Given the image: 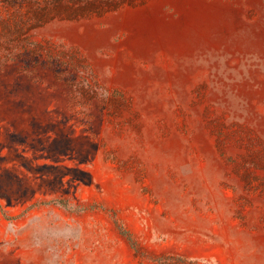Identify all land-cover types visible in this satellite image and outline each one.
<instances>
[{
    "label": "rangeland",
    "instance_id": "374dc122",
    "mask_svg": "<svg viewBox=\"0 0 264 264\" xmlns=\"http://www.w3.org/2000/svg\"><path fill=\"white\" fill-rule=\"evenodd\" d=\"M264 264V0H0V264Z\"/></svg>",
    "mask_w": 264,
    "mask_h": 264
},
{
    "label": "trees",
    "instance_id": "16d2710c",
    "mask_svg": "<svg viewBox=\"0 0 264 264\" xmlns=\"http://www.w3.org/2000/svg\"><path fill=\"white\" fill-rule=\"evenodd\" d=\"M181 264H200L199 262H191L188 260H184Z\"/></svg>",
    "mask_w": 264,
    "mask_h": 264
}]
</instances>
